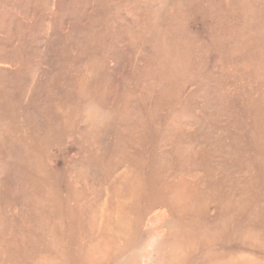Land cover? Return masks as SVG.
Listing matches in <instances>:
<instances>
[{"label": "rangeland", "instance_id": "374dc122", "mask_svg": "<svg viewBox=\"0 0 264 264\" xmlns=\"http://www.w3.org/2000/svg\"><path fill=\"white\" fill-rule=\"evenodd\" d=\"M0 264H264V0H0Z\"/></svg>", "mask_w": 264, "mask_h": 264}]
</instances>
